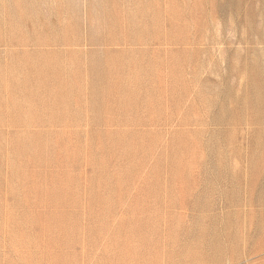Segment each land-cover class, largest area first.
Segmentation results:
<instances>
[{
	"label": "rangeland",
	"instance_id": "374dc122",
	"mask_svg": "<svg viewBox=\"0 0 264 264\" xmlns=\"http://www.w3.org/2000/svg\"><path fill=\"white\" fill-rule=\"evenodd\" d=\"M1 61L0 264H264V0H0Z\"/></svg>",
	"mask_w": 264,
	"mask_h": 264
},
{
	"label": "crops",
	"instance_id": "0c3cea01",
	"mask_svg": "<svg viewBox=\"0 0 264 264\" xmlns=\"http://www.w3.org/2000/svg\"><path fill=\"white\" fill-rule=\"evenodd\" d=\"M2 62L3 61L0 62V65L3 64ZM5 64L12 70H15V72H18L17 77L8 78L12 83H15L14 87L16 88L21 87L19 86V84H21L22 87H26L23 83L27 82L35 83V86L31 85V87H36L35 89L37 90L41 88V90H47L53 89L55 87H50L48 84V82L50 81L49 78L54 77L55 70L50 69V64L48 63L47 59H44V57H38L34 54L32 55V58L30 60H27L22 56L19 59H12ZM28 65L30 67H28ZM26 68L28 70H25ZM39 82H42L44 84L40 85Z\"/></svg>",
	"mask_w": 264,
	"mask_h": 264
}]
</instances>
